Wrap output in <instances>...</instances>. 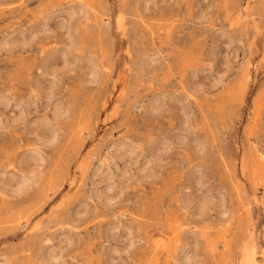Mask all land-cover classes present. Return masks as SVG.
I'll return each mask as SVG.
<instances>
[{
    "label": "rangeland",
    "instance_id": "obj_1",
    "mask_svg": "<svg viewBox=\"0 0 264 264\" xmlns=\"http://www.w3.org/2000/svg\"><path fill=\"white\" fill-rule=\"evenodd\" d=\"M0 264H264V0H0Z\"/></svg>",
    "mask_w": 264,
    "mask_h": 264
},
{
    "label": "bare ground",
    "instance_id": "obj_2",
    "mask_svg": "<svg viewBox=\"0 0 264 264\" xmlns=\"http://www.w3.org/2000/svg\"><path fill=\"white\" fill-rule=\"evenodd\" d=\"M21 181H23V180H21ZM25 182H26V180H25ZM254 262V261H253Z\"/></svg>",
    "mask_w": 264,
    "mask_h": 264
}]
</instances>
